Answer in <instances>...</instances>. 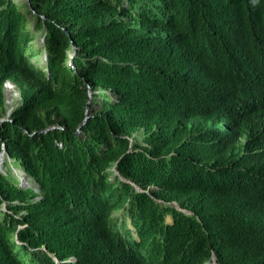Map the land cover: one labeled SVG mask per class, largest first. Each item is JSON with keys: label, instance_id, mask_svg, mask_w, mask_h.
Listing matches in <instances>:
<instances>
[{"label": "trees", "instance_id": "1", "mask_svg": "<svg viewBox=\"0 0 264 264\" xmlns=\"http://www.w3.org/2000/svg\"><path fill=\"white\" fill-rule=\"evenodd\" d=\"M6 82L0 264H264V0H0Z\"/></svg>", "mask_w": 264, "mask_h": 264}, {"label": "rangeland", "instance_id": "2", "mask_svg": "<svg viewBox=\"0 0 264 264\" xmlns=\"http://www.w3.org/2000/svg\"><path fill=\"white\" fill-rule=\"evenodd\" d=\"M39 41H41V38H38ZM38 63H43L44 62V56L40 55L38 57ZM7 82L4 84L3 90H4V99H5V112L3 117L0 118V123L4 120H7L11 114V111L19 105L20 103V95L17 87L10 82V87H6ZM10 91V92H9ZM6 92V93H5ZM8 93V94H7ZM7 100V101H6ZM7 160V163H10V160L6 158V154L3 152L0 154V170L3 169V164L4 161ZM11 171L15 178L17 179L18 183L20 186H30V183H27V179L25 175L22 173L21 170L16 169L14 166L10 164ZM120 217V213H116ZM123 216V215H122ZM121 219V218H119Z\"/></svg>", "mask_w": 264, "mask_h": 264}, {"label": "bare ground", "instance_id": "3", "mask_svg": "<svg viewBox=\"0 0 264 264\" xmlns=\"http://www.w3.org/2000/svg\"><path fill=\"white\" fill-rule=\"evenodd\" d=\"M11 85H10V82H7V85H6V87H10ZM10 92V91H9ZM6 93V92H5ZM8 94V93H7ZM7 101V100H6ZM1 163V162H0ZM3 167V166H2ZM169 219V218H168Z\"/></svg>", "mask_w": 264, "mask_h": 264}, {"label": "water", "instance_id": "4", "mask_svg": "<svg viewBox=\"0 0 264 264\" xmlns=\"http://www.w3.org/2000/svg\"><path fill=\"white\" fill-rule=\"evenodd\" d=\"M72 58V54L70 55V59ZM89 94H90V92H89Z\"/></svg>", "mask_w": 264, "mask_h": 264}]
</instances>
